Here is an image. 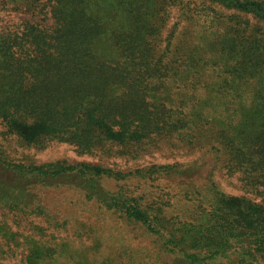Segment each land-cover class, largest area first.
Listing matches in <instances>:
<instances>
[{
    "label": "trees",
    "instance_id": "16d2710c",
    "mask_svg": "<svg viewBox=\"0 0 264 264\" xmlns=\"http://www.w3.org/2000/svg\"><path fill=\"white\" fill-rule=\"evenodd\" d=\"M173 135H212L206 189L205 160L122 173L8 151ZM217 167L264 199V0H0V264H264V200ZM130 177L146 193L108 185Z\"/></svg>",
    "mask_w": 264,
    "mask_h": 264
},
{
    "label": "rangeland",
    "instance_id": "374dc122",
    "mask_svg": "<svg viewBox=\"0 0 264 264\" xmlns=\"http://www.w3.org/2000/svg\"><path fill=\"white\" fill-rule=\"evenodd\" d=\"M178 15H180L178 9L176 7H173L170 13V18L167 20L166 27L163 30V36L168 35L174 29V24L180 19L178 18ZM181 21V25H179V27L177 28L175 27L177 30L179 29V32L180 27L183 28L182 25H184L185 23L187 24L184 19H181ZM165 85H167V83H165ZM174 93H176V97L178 98L180 97L179 93L181 95L185 94L183 92H179L176 87L174 89ZM177 136L179 135H173L169 137L163 136L161 139L157 138L155 141L148 142L147 145L143 143L142 145H140V147L138 145H135L125 148L120 147L119 145H112V147H109V151L99 150V152L95 154L85 155L78 154L75 148L71 145L57 142L49 143L48 146L44 149H14L12 146L11 150L8 149V151L14 153L15 155L17 154L18 157H23L25 155V159L33 160L34 162L38 163L56 161L61 159H68L69 161L73 162L86 161L122 173L133 172L138 168H148L152 165L193 163L196 160H199L201 162L205 160L207 164L202 167L204 177L201 181L199 180L198 183H202L205 186V188L203 186L202 188L206 189V186L208 185L207 172L212 171V168L215 164L213 163L215 150H213L211 146H208L207 143L209 141V138L213 139L212 135H192L197 139V142H199V144L196 145L195 141L191 146L185 145L184 142H181ZM106 148L107 146L104 149ZM216 179L219 182V186L227 194L240 197L243 196L247 199L254 200L256 202H259L260 204H263L264 199L262 197H260L254 191H251L243 186V183L240 182L239 174L229 175L225 170H220L219 167H217ZM108 183L110 187L114 185H123L126 188L134 191V195L137 196L138 194L146 193L145 189L148 187L144 180H138V178L132 177L122 182H116L113 180ZM167 184L166 186L163 184V187L166 188L169 194H171L172 196H174L175 194L181 195L182 187L176 185L171 186L170 184H168L170 186H167ZM156 185L157 184H155V186H151L150 189L153 192V195L151 198H148V201H152V203H155L156 200L160 199L165 202L167 200L166 196L159 197L161 193L160 190L162 188L157 187ZM182 199L188 201L185 199V197H183ZM175 207H177L179 211H183L184 209V205L182 203L177 204ZM114 225H119L117 219H108L105 224V228L109 227V231H112L115 229ZM120 232H122V229L120 230Z\"/></svg>",
    "mask_w": 264,
    "mask_h": 264
}]
</instances>
